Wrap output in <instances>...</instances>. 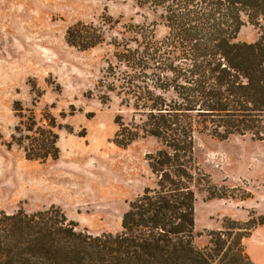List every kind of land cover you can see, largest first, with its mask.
<instances>
[{"label":"trees","instance_id":"trees-1","mask_svg":"<svg viewBox=\"0 0 264 264\" xmlns=\"http://www.w3.org/2000/svg\"><path fill=\"white\" fill-rule=\"evenodd\" d=\"M158 13L167 29L155 40L135 26L134 36L115 42L121 102L129 123L115 118L114 143L126 147L153 137L159 149L146 155L155 186L145 188L122 215L121 231L92 235L59 209L0 213V264H253L242 239L264 225V216L229 221L231 232H211L209 245H194L195 192L202 175L195 137L264 139V32L254 43L237 42L245 20L264 21V0H131ZM104 41V33L77 24L69 45L81 50ZM21 119V108H15ZM20 120L10 145L30 161L58 158L59 127L46 115ZM233 247L228 244L232 233ZM243 231V234H238ZM237 236V237H236Z\"/></svg>","mask_w":264,"mask_h":264},{"label":"rangeland","instance_id":"rangeland-1","mask_svg":"<svg viewBox=\"0 0 264 264\" xmlns=\"http://www.w3.org/2000/svg\"><path fill=\"white\" fill-rule=\"evenodd\" d=\"M77 24L101 30L104 41L85 50L69 45L67 31ZM135 26L155 40L167 32L158 13L131 0H0V213L54 207L92 235L116 234L129 203L155 186L146 155L159 149L158 141L114 143L115 118L127 124L132 117L116 92L122 75L114 44L134 36ZM263 32L264 21L245 20L236 41L254 43ZM15 108L22 120L33 115L40 125L48 114L55 118L57 159L30 161L10 145L21 120ZM194 157L202 175L194 245L203 249L211 232H231L227 220L264 216L258 214L264 211V139L200 134ZM238 211L247 219H234ZM232 234L224 238L235 252L237 231Z\"/></svg>","mask_w":264,"mask_h":264},{"label":"crops","instance_id":"crops-1","mask_svg":"<svg viewBox=\"0 0 264 264\" xmlns=\"http://www.w3.org/2000/svg\"><path fill=\"white\" fill-rule=\"evenodd\" d=\"M243 211V210H242ZM234 219L244 221L247 213L233 212ZM264 215V211L258 213ZM243 247L253 264H264V225L255 227L243 241Z\"/></svg>","mask_w":264,"mask_h":264}]
</instances>
